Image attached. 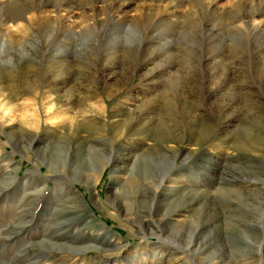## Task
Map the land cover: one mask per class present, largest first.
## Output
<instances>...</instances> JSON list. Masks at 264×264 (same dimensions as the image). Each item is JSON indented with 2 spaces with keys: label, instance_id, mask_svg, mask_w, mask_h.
I'll return each mask as SVG.
<instances>
[{
  "label": "rangeland",
  "instance_id": "rangeland-1",
  "mask_svg": "<svg viewBox=\"0 0 264 264\" xmlns=\"http://www.w3.org/2000/svg\"><path fill=\"white\" fill-rule=\"evenodd\" d=\"M0 264H264V0H0Z\"/></svg>",
  "mask_w": 264,
  "mask_h": 264
},
{
  "label": "bare ground",
  "instance_id": "bare-ground-1",
  "mask_svg": "<svg viewBox=\"0 0 264 264\" xmlns=\"http://www.w3.org/2000/svg\"><path fill=\"white\" fill-rule=\"evenodd\" d=\"M47 16V15H46ZM143 16V15H142ZM145 16V15H144ZM42 18V17H41ZM46 18V17H45ZM108 19V18H107ZM46 21L45 22H47V19H45ZM44 22V20H43V24L45 23ZM254 27V26H253ZM41 30V29H40ZM171 164V163H170ZM171 166H173L172 164H171ZM170 166V167H171ZM141 170V169H140ZM115 173V172H114ZM91 175H93V173L92 174H90V177H88L89 178V180H91L92 179V176ZM86 177V176H85ZM95 177V176H94ZM166 177H167V174H165V176H163V178H162V180H161V182L160 183H162L165 179H166ZM122 178V177H121ZM129 179V178H128ZM126 177H124V179H121V181H123V182H126V181H129ZM88 180V179H87ZM145 180V179H144ZM149 184V183H148ZM92 186L94 185V182L92 181V184H91ZM142 185H143V187H145V186H147L146 185V183H142ZM78 198V200H79V203L81 204V206H83V205H85V201H84V199L81 197V196H78L77 197ZM101 206V205H100Z\"/></svg>",
  "mask_w": 264,
  "mask_h": 264
}]
</instances>
